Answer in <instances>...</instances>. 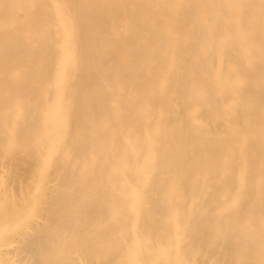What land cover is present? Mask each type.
<instances>
[{
	"label": "bare ground",
	"instance_id": "1",
	"mask_svg": "<svg viewBox=\"0 0 264 264\" xmlns=\"http://www.w3.org/2000/svg\"><path fill=\"white\" fill-rule=\"evenodd\" d=\"M0 264H264V0H0Z\"/></svg>",
	"mask_w": 264,
	"mask_h": 264
}]
</instances>
